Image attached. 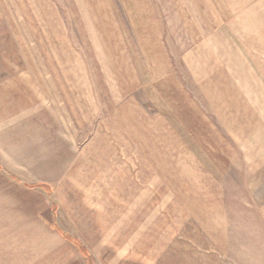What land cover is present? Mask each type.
Listing matches in <instances>:
<instances>
[{"label": "rangeland", "instance_id": "obj_1", "mask_svg": "<svg viewBox=\"0 0 264 264\" xmlns=\"http://www.w3.org/2000/svg\"><path fill=\"white\" fill-rule=\"evenodd\" d=\"M138 1L165 38L136 40L129 7L109 0L121 26L114 40L130 45L119 56L102 44L99 13L78 0H0V91L15 88L20 99L6 108L24 110L0 124V145L6 161L25 166L2 174L25 168L22 188H52L49 213L42 203L35 213L40 201L29 195L0 197V223L2 213L10 220L0 224V264H264V111L234 128L247 134L219 120L229 61L248 63L264 96V0ZM195 8L201 24L188 20ZM101 19L107 27L109 14ZM220 27L234 36L237 61L212 42L208 32ZM160 71L197 98L216 132L146 134L140 115L158 111L141 86ZM131 76L145 81L135 94Z\"/></svg>", "mask_w": 264, "mask_h": 264}, {"label": "crops", "instance_id": "obj_2", "mask_svg": "<svg viewBox=\"0 0 264 264\" xmlns=\"http://www.w3.org/2000/svg\"><path fill=\"white\" fill-rule=\"evenodd\" d=\"M78 1H79L78 6L84 7V10L87 14L90 12L92 13L94 11L99 13L98 16H94L95 21H97L95 25L96 31L99 34L108 35V38H105L103 36L105 40L102 44L117 46L119 49H117L116 52L114 53L119 54V56H127L128 52H126L124 49H130L129 43L124 42L123 44V41L120 40L118 41L119 39L118 37L117 38L115 37L116 40H114V36H117L116 31H118V28L119 31L121 32V26L119 24V21L117 20V18L119 17L115 14V12L113 13L112 2H109V0H78ZM120 1L123 6L129 7V10L125 11V19L127 23H129V26H131V28L133 27V31H135L134 38L136 40L138 39L137 37L139 36L144 38V36L143 35L141 36L140 33L147 35L146 37L147 42L153 39V43H154L155 40L154 33H157L156 38L158 37L160 39L165 38L163 34L162 36L159 35L161 28L160 30L158 29V24L155 17L153 16L152 11L147 12L146 9L143 10L139 6L140 2L138 0H120ZM211 5L213 6L212 2ZM144 6L145 8L147 6L146 0ZM200 7L202 8V6ZM194 12L195 15L192 18H189L188 20H193L194 22L197 23L200 21L201 24V17H202L201 14H199L198 9L196 8L194 9ZM106 14H109V19H106L104 22H107L108 26L101 27L100 24L103 20L101 18H104ZM217 30H218L217 32H213L210 30H209L210 32H208L212 42L218 43L220 45H224V47L227 49V51L225 50L226 53L229 56H231L230 60L234 59L237 61L238 59L234 54L236 53V51L234 49V46L230 42L232 41V38H234V36L232 35L231 32L227 31L228 29L226 30V32L222 30V27H220V29ZM110 35H113V40L111 39ZM206 45L207 44L204 42L203 44H201V47L206 49ZM67 51L70 52V50ZM123 60L129 63V60H127L126 58H124ZM152 66L153 64H150V67ZM163 66L164 67L162 68L161 71L163 72L170 71L169 65L164 64ZM249 67L250 65L243 61L238 60V62L235 63L231 60L228 62V66L224 68L227 69L228 72H230L228 73V75L231 76V81L233 83L232 84L229 81H226L225 87L227 92L225 93V96H223L224 101L220 100V102H225L227 104L226 110L228 112L227 111L226 113L220 112L219 107L217 106V102H215L216 106L214 107V109L215 111L220 112L219 115L224 116L223 119L221 118L219 120H224V122L227 125L226 127L227 133L229 134H244V133L247 134L248 130H244V131L239 129L234 130V128L236 126H239L240 128L246 125L245 120H248V124H249L250 118H254V119L257 118V120H259L260 116L256 108H261V109L263 108L264 111V96L260 93L259 87L256 88L255 79L252 77L253 74L251 75ZM146 68L149 69V65H147ZM156 70L159 72L160 69L158 70L156 68ZM161 71L160 74L157 73L155 77L151 78L152 82H148L151 83V85L144 84V86L143 85L141 86V84L145 82L144 79L137 76L135 81L133 76H131V80L135 82H131V87L133 88V90H131L130 93L135 94L136 87L140 85L143 89V94L145 95L144 97L149 101H151V103L155 105L158 111L156 114L153 115H150L147 112L145 114L140 115L141 119H146L145 120L146 124L144 127L146 134L152 137L154 134L164 133V135L171 136L172 139L175 135L178 136L190 135V136H194V139L198 140L199 136L201 139L202 137L201 134L203 133V131L200 129L201 125L205 126L207 131L209 129L210 131L216 132L213 128L214 126L213 123L209 120V118L206 115L203 114L202 109L197 105V101H196L197 98L195 96L193 97V94L191 92L189 93L187 91V88H185V86L176 77H167L169 76V74H164V73L162 74ZM161 74L164 75L163 79H161L160 77ZM200 88L202 93H204L203 88L201 86ZM14 89L15 88H11L0 91V102L2 103L1 111L5 115L4 117H0L1 126L6 124L7 122H10L11 119H7V118L19 117V112L24 111V110H19L18 107H16L14 110H9V107L6 108L5 105L6 102L14 103V102H18V100L20 99L18 95L14 94L17 93ZM260 95L261 97H263V100H260ZM205 97L208 99L209 102H211V107H212L214 101L211 98H208L207 96ZM24 98H26V96H24ZM131 108H132V104H131ZM237 111L238 112L242 111V114H240L239 116ZM132 118L133 119H131L132 121L131 129L135 132L136 128L133 121H135L134 118H138V116L137 117L133 116ZM32 126L36 131L38 130V127L36 128V124H32ZM35 130H33V132L30 131V135L33 137H35V133H34ZM1 134L5 138L4 133ZM45 134L46 131L44 132V135ZM200 148L202 147L198 144H197V148L194 147L195 150H199V151ZM8 151L9 150L5 147V145L4 146L0 145V161H1L0 162V197L15 196L14 198L17 201H19L20 198L24 197V195H29L33 199L40 201V203L37 205L35 204V202H33V206L37 207V211L35 213H39V207L41 203L45 206L47 213H49V207H50L49 205H51L49 200H50V195L52 193V188L47 183H38L34 187L24 184L23 186L25 188L30 189L28 190L21 187L22 181L24 180L22 174L27 173L25 168H18L23 170L22 172L9 171V173L8 172L6 173L7 177L4 174H2L5 171L3 168L5 166H8L10 168L11 167L17 168L22 166L18 162L12 163L13 165H11L8 161H6L8 160L9 157ZM40 165H44L43 167L51 166L49 162ZM33 180H35L34 177ZM6 185L7 186L9 185L11 189H9ZM35 188L39 191L34 190ZM16 189H18L19 191ZM14 208L17 210V214H21L22 212L24 213V206L20 205V202L19 203L17 202V205ZM2 216H1L2 223L0 224L10 223L9 222L10 220H6ZM13 224H16L17 226L19 225V223H13ZM117 254L118 253H116V257L119 256ZM69 258H80V257L77 256L76 254L73 256L71 255Z\"/></svg>", "mask_w": 264, "mask_h": 264}]
</instances>
